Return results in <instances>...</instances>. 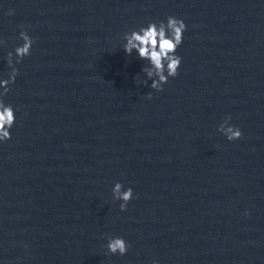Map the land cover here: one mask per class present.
I'll return each instance as SVG.
<instances>
[{"label": "water", "instance_id": "95a60500", "mask_svg": "<svg viewBox=\"0 0 264 264\" xmlns=\"http://www.w3.org/2000/svg\"><path fill=\"white\" fill-rule=\"evenodd\" d=\"M169 15L186 25L181 63L156 91L123 34ZM22 30L30 55L0 97L15 115L0 141V264H230L191 0H0V79ZM117 181L133 189L124 211Z\"/></svg>", "mask_w": 264, "mask_h": 264}, {"label": "clouds", "instance_id": "9594fccd", "mask_svg": "<svg viewBox=\"0 0 264 264\" xmlns=\"http://www.w3.org/2000/svg\"><path fill=\"white\" fill-rule=\"evenodd\" d=\"M8 14H12V10H9ZM185 29L186 25L181 18L169 15L166 22L150 21L146 26H140L138 29L123 34L122 48L124 52L131 55L135 50L139 59L147 61V65H144L141 71L151 79L149 85L151 89L161 91L162 85L168 82V78L177 75L181 57L176 54V49L182 43ZM19 38L22 39L23 43L14 48L15 57L12 51H9L6 56L11 71L8 74V79H0V88L3 89L0 92V97L8 93L9 85L14 82L18 74L15 64H19L24 57L30 55L34 38L30 37L24 30L19 32ZM5 43L6 41L0 40V44ZM151 96V92L147 93L148 98ZM14 122L15 115L12 105L6 104L0 99V141L10 139L9 129ZM217 130L224 134L229 141L242 136L241 130L229 124L227 117L218 125ZM111 191L113 200L122 201L119 204L120 210H126L128 201L133 198V189L131 187L122 189V184L117 181ZM245 215H247V211ZM105 247L109 253L124 255L129 245L120 236H109ZM152 264H158V261L153 260Z\"/></svg>", "mask_w": 264, "mask_h": 264}]
</instances>
